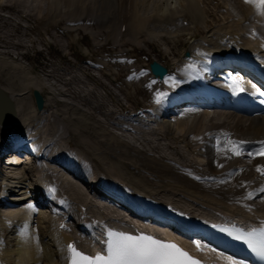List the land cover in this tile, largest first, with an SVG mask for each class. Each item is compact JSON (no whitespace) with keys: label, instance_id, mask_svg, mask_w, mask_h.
Listing matches in <instances>:
<instances>
[{"label":"bare ground","instance_id":"1","mask_svg":"<svg viewBox=\"0 0 264 264\" xmlns=\"http://www.w3.org/2000/svg\"><path fill=\"white\" fill-rule=\"evenodd\" d=\"M163 1L0 0V89L5 92L14 114L13 119L0 124V264H15L16 261H18L16 264H67L69 244L87 249L85 244L87 245L90 238H93L90 231L97 233L105 230H124L173 242L202 260V264H239L225 251L223 246H226V243L213 234L209 223L225 221L240 227L264 229L262 191L264 174L257 171V168L264 169V155L247 154L249 151L256 153L264 147L261 143L264 142V115L234 109L233 104H236L238 99H232L234 91L239 92L245 99H253V103H258L262 96L261 91L256 89L257 86L245 80V77L260 80L264 84V8L260 6L259 0H254L253 3L230 0L235 2L234 10L225 5L227 0H221L220 3L218 0H175L176 5L170 4L169 7L164 6ZM200 1L203 2V6L199 8L197 4L199 5ZM210 1L217 7L220 6L223 15L218 16L215 9L209 7ZM25 2L27 7H23ZM151 8L154 10H150ZM151 11L154 14H151ZM216 16L217 23L210 27L214 24L210 17L215 19ZM221 17L225 21H221L223 24L219 25ZM163 19H168L166 24L159 23ZM32 21L33 29L38 30L39 37L37 35L34 38L35 33L32 36L26 34ZM147 22H151L152 26L156 24V30L150 33L151 39L148 38L150 41L156 38L154 42H158L159 46L154 51L158 53L160 51L159 40L171 41L175 46L177 40H181L178 37L185 35L186 39H182L184 42L182 44L189 43L188 47L184 46V51L188 52L189 57L182 55L175 65L172 57L176 55L171 52L169 46V50L164 49L159 58L153 52H146L145 57L152 55L148 57L146 63L140 64L134 50L140 51L139 35L143 37L145 43H149L142 33L147 28ZM93 24H96L95 29L92 28ZM4 27V30L1 29ZM72 28L76 33L82 31L83 35L88 34L95 47L101 48L108 42L112 47L111 51L109 49L110 53L103 56V62L95 61L92 71L91 69L88 70L89 73L84 71V75L93 86L90 88L87 84L77 89L79 94H83L82 100L85 105L82 104L83 107L74 105L73 101L78 102L77 98H73L70 104L68 101V104L63 103L66 100L56 97L52 85L44 84L39 79L40 76L33 81L34 78L31 76L33 71L30 70L25 75L26 65L22 66L16 62L28 54L30 56L31 51L42 53L40 41L45 43L51 39L48 44L52 47L57 46L58 40L62 39L59 35L64 37L71 34ZM201 28L206 29H203L202 36L196 38L195 33ZM221 29L224 30L220 31ZM48 31L55 35L50 33L48 38L43 37ZM20 34L25 35L26 39H17ZM15 35L16 40L12 37ZM248 36L251 39H248ZM28 38L32 45L37 42L35 46L30 45ZM68 40L69 43H73L71 39ZM128 46L132 53L126 49ZM58 57L57 59L64 65L56 60L54 71L63 72V76L69 73L70 76L68 78L65 76L63 83L71 84L72 82L68 81H73L79 75L76 74L79 70L72 73V66L79 69L78 66L81 64L71 61L69 63L62 55ZM165 58L167 60L162 61ZM89 59L88 57V62ZM153 59L167 67V73L162 78L154 77L148 68V62ZM114 63L118 71L121 70L127 78L129 76L136 78L139 87L151 88L150 90L156 94L157 105L152 109L122 108L127 118L118 121L113 119L117 121L114 124L118 125L116 127L120 129L127 127L124 132H131L130 127L138 128L136 131L133 130L137 136H129L131 134L126 133L120 135L119 132L115 134L110 129L112 125L109 128L105 126L106 123H102L103 117L94 118V122L86 113L90 112L92 107L90 98L99 96L95 87L100 86L103 92L105 90L107 93L109 84L104 83L101 80L103 78L92 72L98 68L103 74L102 77L112 78L114 75L115 78L117 73L112 71ZM50 67L46 62L41 68L49 70L53 77L55 76L54 79L60 78L61 74L54 73ZM216 69H220L218 74L215 72ZM216 75L219 77H214ZM132 88L126 90L127 96L123 94L125 98L130 96ZM33 89H36L43 98L40 109L35 106ZM69 93L73 97L71 92ZM25 95L29 96V102H25ZM27 102L29 105H26ZM5 106L4 98L0 95V111ZM109 106L108 111L105 110L103 113H111L118 110V106L127 105L123 104V100L116 98ZM29 112L35 119L28 116ZM170 114H176L172 117L177 118L174 120H177L175 122L179 126L182 125L177 135L178 137L183 135L181 137L184 145L182 144V147L176 142H168L159 147L162 149L174 147L180 159L164 153L166 149L159 152L157 150V154L154 152V155H150L148 151L145 152L146 146L142 148V145L141 147L136 145L139 138L147 145L144 139L147 141L148 138L152 139L148 136L162 135L164 127L159 126L158 123L162 120L159 117L163 115L167 117ZM64 123L68 125L66 130ZM147 123L151 124L150 127L146 125ZM167 128L163 135L174 136L175 132H170ZM83 129L86 135H83ZM10 133L16 135L11 136ZM40 133L46 134L41 137ZM5 134L12 138L5 137ZM66 134L67 138L63 137ZM65 140L72 146H68V143L63 144ZM103 140L108 143L113 140L114 144L102 146ZM175 140L180 142L179 138ZM237 141L246 142L240 156L228 150L232 147L231 142ZM83 143L88 147H84L87 155L95 154L92 155L94 158L91 163L93 162V171L97 172L96 175L89 172L90 169H86L89 165L80 151H74L75 146L83 147ZM197 143L203 148L205 160L198 158L197 154L201 152L196 148ZM151 146L153 150L156 144ZM102 147L104 148L101 149ZM69 148L75 153H68ZM89 148H92L94 153L90 154ZM115 148L118 153L111 151ZM23 150L30 152L26 155L27 159L14 155L15 160H9L8 164L3 161L5 156L18 154L17 152ZM103 150L105 153L102 155L113 158L110 162L116 165L114 166L120 172L119 175L124 176L122 169L120 170L123 167L130 171V174L136 172L132 180L134 185H137L132 189L134 193L127 184L128 188L125 187L124 190L115 183L108 182V178L102 173L103 156L98 155ZM107 151L110 154H107ZM244 157H248L250 162L247 160L248 162L238 166L237 159ZM105 168L109 170V166ZM157 170L161 175H154ZM156 175L160 180L166 176L171 179L169 182H176L179 196L180 194L186 196L173 198L172 194L171 197L165 193L160 194L159 188L168 183L165 180L160 181ZM101 177L107 178L106 181ZM138 186L142 188L140 191L146 189L144 193L136 191ZM157 193L160 196H157ZM188 196L192 197L190 202H186ZM93 210L95 212H92ZM122 210H128L130 216L126 218ZM74 213L76 218L72 216ZM22 222L26 230L18 231ZM31 223L35 224L33 232L29 230ZM154 225L170 229L161 230ZM193 241L200 242L202 247L197 249Z\"/></svg>","mask_w":264,"mask_h":264},{"label":"rangeland","instance_id":"2","mask_svg":"<svg viewBox=\"0 0 264 264\" xmlns=\"http://www.w3.org/2000/svg\"><path fill=\"white\" fill-rule=\"evenodd\" d=\"M27 2V1H26ZM26 2H25V5L23 6V7H27L26 6ZM175 2V0H164L163 1V4H164V6H170V4H172V6H175L176 5V3H174ZM201 3L198 5L197 4V7H202L203 6V2L202 1H200ZM218 3H220V2H222L221 0H218L217 1ZM167 4V5H166ZM208 4H209V7H212L213 9H215V12L218 14V16H221V15H223V14H221L222 13V10L220 9V6L219 7H217L213 2H208ZM225 5L227 6V7H229V8H231L232 10H234L233 9V6H235V2L234 1H230V0H227L226 2H225ZM22 7V6H21ZM211 8V9H212ZM150 10H154L153 8H151ZM153 12L151 11V14H152ZM154 14V13H153ZM200 16V15H199ZM202 16V15H201ZM204 17V16H203ZM171 18V17H170ZM217 18V16L215 17V19ZM161 19V18H160ZM210 19L213 21V23L214 24H212V26L210 25V27H214L215 26V24L217 23V19L215 20L214 19V17L212 18V17H210ZM167 20L168 19H163V21H159V23L160 24H166V22H167ZM171 21H172V19H171ZM221 21H225L224 20V18L223 17H221V19H220V22H219V25H222L223 23L221 22ZM173 22V21H172ZM4 24L7 26V23L6 22H4ZM4 24H3V26H4ZM33 21L32 22H30L29 23V29L30 30H28V31H30V32H26V34L27 33H29L31 36L33 35V37L35 38L37 35H38V30H35L36 28H34L33 29ZM146 25H147V28H146V30L144 29L143 31H142V33L144 34L143 36L144 37H147L146 39H147V41L149 40V39H151V37H152V35L150 34L151 33V31L152 30H156V24H154L153 26H152V24H151V22H147L146 23ZM2 26V27H3ZM155 27V28H154ZM10 28V27H9ZM92 28L93 29H95L96 28V24L94 25L93 24V26H92ZM140 28H142L141 26H140ZM151 28V29H150ZM245 28V27H244ZM244 28H243V30H244ZM1 29H5V27L4 28H1ZM74 28H72V30L70 31V32H72L71 34H68V35H66V36H62V35H59L60 37V39L61 40H58V42H57V46H53L52 47V45H50V44H48V42H50L51 41V39H50V41H47L46 40V42L44 43V42H41L40 40V44H41V46H42V53H40V52H37V53H34V51H31L30 52V56H29V54L25 57V58H19V59H21V60H17L16 62L17 63H21L22 64V66H25L26 65V71H25V73L27 72H29L30 70H32L33 71V73H31V76L34 78V79H32L33 81L34 80H36L35 78H37V77H39V79L42 81V82H44V84H47V85H52V88H54L53 90H55V92H54V94L56 95V97L57 98H60L61 100H63V99H65L66 100V102H63V103H67L68 104V102H69V104L71 103V101H72V99L73 98H77V100H78V102H76V101H73V103H74V105L75 106H79V107H83V100H82V98H83V94L81 93V94H79L78 92V88H83L82 86L83 85H87L88 87H90V86H93V83L92 82H90L89 80H88V77L87 76H85L84 75V71H85V73H89L90 71H88V70H90L91 69V71L93 70V68H92V65H93V62H95V61H104V55H106V54H108V53H110V51H111V49H112V47L110 46V43L108 42L107 43V45H102V46H104V47H102L101 46V48L100 47H95L94 46V42H92L91 43V41H92V39L90 38V36L87 34V35H83V33H82V31L81 32H79V33H76V31L75 30H73ZM203 29L205 30L206 28H201L198 32H196L195 33V36H196V38L198 37V36H202L203 35ZM33 30H34V32H33ZM53 30V32L55 33V34H58V33H56L55 32V30L54 29H52ZM51 30V31H52ZM147 30H149V31H147ZM222 30H224V29H221L220 31H222ZM237 30H238V28H237ZM23 31V30H22ZM51 31H48V32H45V34L43 35V37H45V38H48L49 37V35H50V33H51ZM147 31V32H146ZM33 32V33H32ZM78 32V31H77ZM244 32H245V30H244ZM247 32V31H246ZM245 32V33H246ZM147 33V34H146ZM161 33H163L162 32V30H161ZM236 33V32H235ZM28 34V35H29ZM51 34H53V33H51ZM55 34H53V35H55ZM149 34V35H148ZM46 35V36H45ZM48 35V36H47ZM74 35V36H73ZM171 35H172V33H171ZM170 35V36H171ZM23 34H20L19 36H18V38L16 37V35L15 36H12V37H14V39L16 40V38L17 39H19V40H21V38H25V35L23 36ZM71 36V38H69ZM106 36V35H105ZM149 36H151V37H149ZM26 37H28V36H26ZM37 37H39V35L37 36ZM73 37V38H72ZM139 38H143L142 36H140L139 35ZM149 38V39H148ZM179 38V40L180 41H178L177 40V44H175V46H173L172 45V43H171V41H168V40H166V41H162V40H159L160 42V51H159V53L158 52H156V51H154V49L155 50H157L156 48L159 46L158 45V42H154V41H156V38H155V40H153V41H150L149 40V43H145L143 40L144 39H142V42H141V39H139V42H140V44H139V46H141V48H140V51H138V50H134V52L136 53V55H137V58H138V61H139V63L140 64H143V63H146V61L148 60V57L149 56H151V55H149V56H147V57H145V55H146V52L147 53H149V51L150 52H153V53H155V55H156V57H158L159 58V56L161 55V53L164 51V49L165 50H169V46L171 47L170 48V50H171V52H173V53H175V57H172V62L175 64V65H177L178 64V62H177V60L178 59H181L182 58V55H183V53H184V46L185 47H188V45H189V43H187V44H185V45H183L182 43H184V42H182V39H186V36L185 35H183V36H181V37H178ZM26 39V38H25ZM68 39H71L72 41H73V43H69V40ZM101 39H103V38H101ZM100 39V40H101ZM248 39H251L249 36H248ZM108 40H110V38L108 39ZM62 43H61V42ZM146 41V40H145ZM28 42L30 43V45L31 46H35V44L37 43V42H35V44L34 45H32V43L29 41V38H28ZM154 42V43H153ZM162 42V43H161ZM166 42V43H165ZM173 42H175L176 43V41H173ZM43 43V44H42ZM62 44H65V45H62ZM146 44V45H145ZM148 44V45H147ZM50 45V46H49ZM92 45V46H91ZM46 46V47H45ZM108 46H109V48H108ZM130 46V45H129ZM127 47L126 49H128V51H129V48L131 47ZM164 46V47H163ZM45 47V48H44ZM106 47V48H105ZM61 48H64V49H61ZM94 48V49H93ZM111 48V49H110ZM27 49V48H26ZM28 49H29V47H28ZM28 49H27V51H28ZM91 49V50H90ZM109 49H110V51H109ZM163 49V50H162ZM11 50H13L12 48H11ZM93 50H95L94 51V53H92L93 52ZM100 50V51H99ZM143 50H145V51H143ZM188 50V49H187ZM13 51H17L16 49H14ZM44 51V52H43ZM102 51H105V52H102ZM100 52V53H99ZM115 52H117V50H115ZM130 52V51H129ZM87 53V54H86ZM92 53V54H91ZM130 53H132V52H130ZM172 53V54H173ZM60 55H62V56H65L68 60H69V63H73V62H75V63H79V64H81V66H78V68L79 69H77L76 68V66H72V73L74 74L77 70H79V71H77V75H78V73H79V75L78 76H76V78H74V80L73 81H71V80H69L68 81V83H71V84H64L63 82H65V80H63V79H65L64 77L66 76L67 78L70 76V74L69 73H66L65 74V76H63L64 74H63V72H55L54 70H55V67L56 66H54V64L56 63V60H57V62L59 63V64H61V62H60V60L59 59H57V58H59L58 56H60ZM109 56V55H108ZM30 57V58H29ZM80 57H82L83 59H80ZM88 57L90 58L89 59V62H88ZM145 57V58H144ZM93 58V59H92ZM103 58V59H102ZM31 59V60H30ZM51 59V60H50ZM28 60V61H27ZM92 60V61H91ZM164 60H167L166 58L165 59H162V61H164ZM21 61V62H20ZM49 61V62H48ZM71 61V62H70ZM84 61V62H83ZM22 62H24V63H22ZM48 63V65L49 66H51L50 68H52L53 69V71H54V73H56V74H58V73H60L61 75H60V78H55L54 79V77H53V74L49 71V70H47V69H45V70H43V68H41L42 67V65H44L45 63ZM55 62V63H54ZM28 63H29V66H28ZM38 63V64H37ZM40 63V64H39ZM51 64V65H50ZM61 65H64V64H61ZM68 65V64H67ZM109 66L111 65V63L110 64H108ZM84 66V67H83ZM90 66V67H89ZM39 67V68H38ZM46 67V66H45ZM82 67H83V69H82ZM47 68V67H46ZM86 68V69H85ZM112 71L113 72H115V73H117V76L114 78V75L113 76H111L112 78H105V77H102L101 75H103V74H101L100 73V71H99V69L97 68V69H94V71L92 72L94 75H97V77H99V78H103V79H101V80H103L104 81V83H109V84H107L108 85V89H107V93H106V91L104 90V92H103V89H102V87H100V86H96L95 88V90H96V93L99 95V96H97V95H95V97L93 96L92 98H90V100H91V102H92V107H90L91 108V110H89L90 112H86L87 113V115L88 116H91V118H90V120H93L94 121V118H97L98 116H99V118H101V117H103V118H101L102 120L101 121H103L102 123H106L105 124V126H111L112 128H110L111 129V131H113V133H115V134H117L118 132V134H122V135H124L125 133L127 134V135H129V134H131V135H129V136H132V135H135L136 133L135 132H133V130L135 129V131H136V129H138V128H136V127H130L129 129H131L132 131L131 132H129V131H123L125 128H127V127H124V128H119V127H116V126H118V125H114V124H116L117 123V121L118 120H121V119H125V118H127L126 117V115L123 113L124 111H123V109H130V110H140V109H142V108H153L155 105H157V103H156V94H154L150 89L151 88H144V87H139V83L138 82H136V78L134 79V78H132V76H129L128 78H127V76H125L124 74H123V72L120 70V71H118V68H117V66H116V64L114 63V64H112ZM223 68H224V66H223ZM39 69V70H38ZM85 69V70H84ZM122 70H123V68H121ZM83 70V71H82ZM52 71V70H51ZM81 71V72H80ZM97 72V74H96V72ZM51 74H50V73ZM95 72V73H94ZM27 73L25 74V75H27ZM36 73V74H35ZM115 73H113V74H115ZM49 74H50V76H49ZM82 74V75H81ZM34 75V76H33ZM48 76V77H46V76ZM52 75V76H51ZM99 75V76H98ZM116 75V74H115ZM133 75V74H132ZM81 76V77H80ZM101 76V77H100ZM27 76H25V78H26ZM53 77V78H52ZM63 77V78H62ZM78 77V78H77ZM80 77V78H79ZM108 77V76H107ZM24 78V79H25ZM41 78H43V79H41ZM23 79V80H24ZM47 79V80H46ZM120 79V80H119ZM132 81H131V80ZM117 80H119V81H117ZM49 81V82H48ZM80 81H81V83H80ZM46 82V83H45ZM51 82H53V83H51ZM57 84H56V83ZM136 82V83H135ZM27 83V82H26ZM74 83V84H73ZM92 83V84H91ZM112 85H111V84ZM115 83V84H114ZM130 84V86H128L127 84ZM134 83V85H132L133 86V88H132V86H131V84H133ZM21 84V83H20ZM22 84H23V82H22ZM28 84V83H27ZM27 84H25V85H27ZM79 84V85H78ZM121 87H119L118 85ZM72 85V86H71ZM125 85V86H124ZM71 86V87H70ZM78 86V87H77ZM114 86H116V88L114 87ZM134 86H138L137 88H134ZM61 87V88H60ZM130 87L132 88V90H131V94H130V96L128 97V98H125L127 95H128V92L126 91V90H130ZM17 88V87H16ZM56 88H58V89H56ZM63 88V89H62ZM74 88V89H73ZM91 88V87H90ZM112 88V89H111ZM115 90H114V89ZM118 88V89H117ZM128 88V89H127ZM143 89V90H141V89ZM100 89V90H99ZM110 89V90H109ZM136 89V90H135ZM64 90V91H63ZM68 90V91H67ZM98 90V91H97ZM121 92H120V91ZM100 91H102V93H100ZM136 91V92H135ZM57 92V93H56ZM69 92H71V95H73V97H71L70 96V93H69V95H68V93ZM113 92V93H112ZM122 93L121 95L120 94H116V93ZM143 92L145 93V94H143ZM152 92V93H151ZM78 93V94H77ZM146 93H148V94H146ZM75 94H76V97H75ZM104 94H105V96H104ZM110 94V95H109ZM114 94H115V96H114ZM126 95V96H124V95ZM79 95L81 96V97H79ZM103 95V96H102ZM123 95V96H122ZM26 96V99H25V102L26 101H30L29 100V96L28 95H25ZM78 96V97H77ZM145 96V97H144ZM150 96V97H149ZM99 97H100V99H99ZM108 97V98H107ZM130 97H131V99H130ZM88 98V97H87ZM102 98V99H101ZM110 98V99H109ZM116 98H119V99H121V100H123V104L125 103V105H127V106H125V107H123V106H118L117 107V109L119 110H116V111H114V112H111V113H109V112H105V113H103L105 110L106 111H108V107H110L109 105H111V102H112V100L113 99H116ZM70 99V100H69ZM108 99H109V101H108ZM129 99V100H128ZM64 100V101H65ZM68 101V102H67ZM99 101V102H98ZM107 101V102H106ZM125 101V102H124ZM26 103V105L28 104L29 105V103ZM127 102V103H126ZM61 103V102H60ZM77 103V104H76ZM83 104V105H82ZM102 104V105H101ZM101 105V106H100ZM107 105V106H106ZM85 106V105H84ZM28 108H29V106H27ZM101 109H100V108ZM106 107V108H105ZM103 108V109H102ZM123 108V109H122ZM63 109V108H62ZM85 109H87V108H85ZM99 109V110H98ZM75 111H77L76 109H75ZM100 112V113H99ZM98 113V114H97ZM116 113V114H115ZM76 114H79V113H76ZM89 114H91V115H89ZM112 114L114 115V116H112ZM118 115V116H117ZM124 115V116H123ZM28 116L31 118V119H35V117L33 116V115H31L30 114V112L28 113ZM88 116L87 117H85L84 116V118H88ZM172 116H176V114H170L169 116H161V117H159V118H162V120H160V122L158 123L159 124V126L160 127H164L162 130H163V132H162V135L161 134H157V135H155V134H152V136L150 135V136H148V137H152V139L150 138V140H149V138H148V141L146 140V139H144V143L146 142L147 143V145H144L143 143H142V141L140 140V138L138 139V141H137V143H136V145L138 146V147H141V145H142V148H145V146H146V153H147V151H148V154H150V155H154V152H155V154H157L160 150H164V149H166V150H164L163 152L164 153H168L167 155H170V156H172V157H177V159L179 158V156H178V154H177V151H175V148L174 147H169V148H160L159 146L160 145H164L165 143H177L178 145L180 144V146H182L183 147V145H184V141H183V139H182V137L181 136H183V135H180L179 137H178V133H179V131L178 130H180V126H182V125H180L179 126V124L178 123H176L177 122V120H174V119H177V118H173ZM40 117V116H39ZM38 118V117H37ZM42 118V117H41ZM118 118V119H117ZM107 119V120H106ZM117 120V121H114V120ZM96 120V119H95ZM164 120V121H163ZM109 121V122H108ZM162 121V122H161ZM176 121V122H175ZM95 122V121H94ZM99 124H101V123H99ZM161 124V125H160ZM96 125H98V124H96ZM102 125V124H101ZM114 125V126H113ZM147 126H149L150 127V125L151 124H146ZM171 125V126H170ZM167 126H168V128H167ZM177 126V127H176ZM67 127H68V125L66 124V123H64V128H65V130L67 129ZM113 127H115V128H113ZM172 127L174 128V129H172ZM118 128V129H117ZM165 128H167V129H170L169 131L170 132H175V135L174 136H165V135H163L164 134V131H165ZM176 128V129H175ZM178 128V129H177ZM86 129V128H85ZM85 129H83V135H86L87 133H86V131H85ZM113 129H115V130H113ZM148 129V128H147ZM146 129H142V131H145ZM176 130V131H175ZM146 131H148V130H146ZM178 131V132H177ZM46 133H44V134H42V133H40L39 135L42 137V136H44ZM90 134V133H89ZM10 135H11V133H10ZM13 135H16V134H13ZM13 135H11V136H13ZM5 137H7V138H12V137H8V135L7 134H5L4 135ZM67 136H68V134H66V135H64L63 137H66L67 138ZM135 136H137V135H135ZM153 136H155V137H153ZM157 136H158V138H157ZM62 137V138H63ZM120 137H123V136H120ZM194 137V136H193ZM6 138V139H7ZM163 138V139H162ZM169 138H170V141H169ZM179 138V140H180V142L179 141H176L175 139H178ZM181 138V139H180ZM38 139H41L40 137H38ZM103 139V138H102ZM159 139V140H158ZM161 139L163 140V141H161ZM171 139H173V140H171ZM155 140V141H154ZM182 140V141H181ZM190 140H192V138H190ZM189 140V141H190ZM33 141H35L34 139H33ZM105 141V142H104ZM110 141V140H109ZM159 141L161 142V143H159ZM174 141V142H173ZM38 142H39V140H38ZM111 143H108V141H106V140H103L101 143H102V146L104 145L105 147L106 146H109L110 144H114V141L112 140V141H110ZM32 143H34V142H32ZM37 143V142H36ZM63 144L64 143H68L67 145L68 146H72V145H69L70 143L68 142V141H64V142H62ZM152 143V144H151ZM159 143V144H158ZM84 144V143H83ZM82 144V146L83 147H76L75 146V148L74 147H72V148H74V151H76L77 150V152H79L80 151V153L83 155V158H85V159H87V162H86V164L87 165H89V168H88V166H86V169L88 170V169H90L91 171H89V172H94L93 170H94V168H93V162L91 163V161H92V159L94 158H92V155L93 156H95V154H92V152L94 153V151H92V148H89L90 150V154H92L91 156L90 155H87V153L84 151V149L85 148H88L87 147V145H83ZM112 144V145H113ZM154 144H156V146L153 148V150H151L152 148V146L151 145H153L154 146ZM183 144V145H182ZM93 146V148L95 147L94 145H92ZM85 147V148H84ZM158 147V148H157ZM104 147H102L101 149H103ZM196 148H197V150H198V152H201V153H199V154H197L198 155V158H200L201 160L203 159V160H205V155H204V151H203V148H202V146H201V144H199V143H197L196 144ZM70 149V148H69ZM67 149V151H68V153H75L74 151L72 152V150L70 149ZM156 149V150H155ZM130 150H131V148H130ZM157 150H158V152H157ZM98 151V150H97ZM96 151V152H97ZM111 151H114V152H116V148L114 149V150H111ZM131 151H133V150H131ZM167 151V152H166ZM169 151H170V153H169ZM174 152V154H173V152ZM134 152V151H133ZM171 152H172V154H171ZM101 153V154H100ZM103 153H105V151L103 150L102 152L100 151L99 152V154L98 155H102ZM116 153H118V152H116ZM72 154H70V156L72 155ZM107 154H110V152L109 151H107ZM112 154V153H111ZM86 155V157H84ZM114 155V154H113ZM175 155V156H174ZM103 156V158H102V165H103V168H104V171L102 172L107 178H104V177H101V178H103L104 179V181H106L105 179H107L108 180V182H110V183H115L116 185H118L119 187H121V188H123L124 190H126L125 189V187L126 188H128V186L127 185H129V189H131V191L134 193V191L132 190L134 187H135V185H134V182H132V180H134V174H136V172L134 173V169L132 170V172L134 173V174H130V171H128L127 169H124V167L123 168H120V170L124 173V176H122L121 174L119 175V173L120 172H118V170H117V168L115 167L116 165L114 164V163H111L112 162V160H113V158L111 159V157H108V155H106V157L104 156V155H102ZM110 156V155H109ZM105 157V158H104ZM107 157L109 158V159H107ZM90 158V159H89ZM9 158L8 157H6L5 156V160H8ZM89 159V160H88ZM103 159H105V160H103ZM180 159V158H179ZM236 160V159H235ZM249 161L250 159H248V157H244V159L243 158H239V159H237V161H236V164L238 165V166H242L244 163H246V161ZM3 161H4V158H3ZM111 161V162H110ZM247 161V162H248ZM250 162V161H249ZM85 163V162H84ZM107 164H110V165H115L114 167L113 166H110V165H107ZM165 165V164H164ZM106 166H109V170H107L105 167ZM91 167V168H90ZM118 167H119V165H118ZM98 168V167H97ZM111 168V169H110ZM124 170V171H123ZM97 171H99L98 169H97ZM126 171V172H125ZM100 172V171H99ZM159 171L157 170L155 173H154V175L155 174H157V175H161V174H159L158 173ZM127 173H129V175H130V177H129V175L127 174ZM93 174H97V172H94ZM114 174V175H113ZM133 175V176H132ZM155 176L156 178L158 177V176ZM128 176V177H127ZM93 177H95V176H93ZM121 177V178H120ZM123 178H124V180H123ZM126 178V179H125ZM155 178V179H156ZM159 178V177H158ZM157 178V179H158ZM166 178V179H165ZM120 179H122V180H120ZM156 179V180H157ZM163 179V180H162ZM161 180H160V178H159V180L160 181H164L165 180V182H167L168 184H164L161 188H159V190H160V194H164L165 193V195L166 194H168L170 197L172 196L173 198L175 197V196H178V197H180V196H186V195H183V194H180V196H179V194H178V192H177V190H176V186H177V183L175 182V183H172V182H169V181H171V179L169 180L166 176H163V178H162ZM155 180V181H156ZM131 184H130V183ZM123 185H122V184ZM133 183V184H132ZM171 183L174 185V184H176V185H171ZM127 184V185H126ZM125 185V186H124ZM133 185V186H132ZM168 185V186H167ZM83 186H85V185H83ZM131 186V187H130ZM137 186V185H136ZM171 187V188H170ZM139 190V191H138ZM138 190H136L137 192H141V193H144L143 191L144 190H146V189H144L143 191H140V190H142V188L140 187L139 188V186H138ZM170 190V191H169ZM162 191V192H161ZM173 191H175L174 193H176V195L173 193ZM172 194V195H171ZM157 196H160L159 195V193H157ZM178 197H175V198H178ZM190 198H192V197H190V196H188V198H187V201H186V199L185 198H182V199H185V201L186 202H190ZM1 208V207H0ZM124 211V213H125V217L127 218V217H129L128 216V214L126 215V211L125 210H123ZM75 212H77V211H75ZM92 212H95V210H93ZM72 216H75V218H76V214L74 213V215H72ZM90 216H92V215H90ZM133 220H135V219H133ZM32 224H33V227H32ZM118 224V223H117ZM29 225V224H28ZM122 226V225H121ZM20 228L21 229H18V231H24V230H26V229H24V223L22 222V225L20 226ZM34 228H35V224L34 223H31L30 225H29V230L31 231V232H33L34 231ZM167 228V227H166ZM163 229H165V228H163ZM166 230V229H165ZM168 230V229H167ZM29 231V232H30ZM28 232V233H29ZM92 234H94V232L93 231H90ZM96 235V234H95ZM31 240V239H30ZM29 240V242H31ZM50 243H51V241H50ZM97 245V243L94 241V239L93 238H90V241L87 243V245L85 244V246L87 247V248H93V247H95ZM83 247H84V245H83ZM86 247H84V248H86ZM27 256H29L30 257V255H27ZM18 261H16V263H17ZM31 262V261H30ZM15 263V264H16ZM29 263V262H28Z\"/></svg>","mask_w":264,"mask_h":264},{"label":"snow or ice","instance_id":"3","mask_svg":"<svg viewBox=\"0 0 264 264\" xmlns=\"http://www.w3.org/2000/svg\"><path fill=\"white\" fill-rule=\"evenodd\" d=\"M245 2L253 3L254 0H245ZM259 4L264 8V0H259ZM260 94L264 96V92ZM231 143L232 147L228 150L236 156L242 155L243 145L246 142ZM261 143L264 145V142ZM247 154L249 156L264 155V147H261L256 153L249 151ZM257 171L264 174L262 168H257ZM250 196L251 193H249ZM106 235L104 251L95 256L81 252L74 245L69 244V264H202L199 259L173 242H165L149 235H133L113 230H109ZM249 235H254V233H249ZM236 238L242 239L243 237ZM261 238L264 241V231H261ZM193 243L197 249L202 247L198 241H193ZM261 254L264 255V244H262Z\"/></svg>","mask_w":264,"mask_h":264},{"label":"water","instance_id":"4","mask_svg":"<svg viewBox=\"0 0 264 264\" xmlns=\"http://www.w3.org/2000/svg\"><path fill=\"white\" fill-rule=\"evenodd\" d=\"M148 68L150 69L152 75L157 78H162L167 73V67L165 65H161L159 62H157L154 59L148 63ZM0 95L4 98V101L6 103L5 108L0 111V124H4L7 123L9 120L13 119L14 114L11 107V103L7 99V96L5 95V92L2 89H0ZM32 95L36 107L40 109L43 102V98L41 94L36 89H33Z\"/></svg>","mask_w":264,"mask_h":264}]
</instances>
